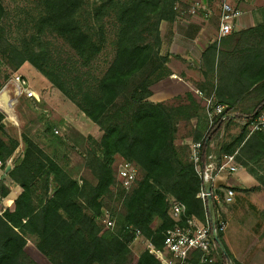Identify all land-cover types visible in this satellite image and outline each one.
I'll return each mask as SVG.
<instances>
[{"label": "trees", "instance_id": "1", "mask_svg": "<svg viewBox=\"0 0 264 264\" xmlns=\"http://www.w3.org/2000/svg\"><path fill=\"white\" fill-rule=\"evenodd\" d=\"M41 3L42 28L63 37L84 64L101 54L104 36L96 40L78 21L83 0H41ZM176 4L177 0H100L94 10L96 18L114 15L118 27L112 62L95 91L81 95L82 112L102 133L96 149L86 156L94 182L73 179L26 137L25 150L17 162L18 143L9 145L1 136L4 116L0 113V161L5 164L12 160L6 179L0 182V195L4 199L0 206V264H161L147 250L140 255L133 252L135 230L160 250L166 232L180 224L169 215L172 201L185 206V217H195L202 223L211 218L207 206L197 198L203 181L188 148L176 145L177 110L188 114L187 121H196L191 143L202 141L201 168L211 154L220 161L222 156L236 153V164L264 187V177L251 168L264 157V137L254 134L247 138L245 121L237 138L215 146L214 151L211 144L223 124L217 120L210 127L204 106L192 100L191 104L176 109L149 101L151 87L168 74V58L160 54V24L176 19ZM4 12L0 2V23ZM236 36L239 45L243 44L244 36ZM263 43L264 37L260 44ZM239 45L232 50L233 54L219 56V95L227 99L217 102L225 103L227 110L236 112L237 120L242 121L264 113V94L255 100L241 94L236 85V64L245 62L238 57ZM256 50L255 59L264 57L260 45ZM0 56V64L10 71L30 62L62 93L68 92L46 71L45 63L51 59V52L22 50L1 37ZM8 78L7 72L0 81L4 84ZM3 84L0 83V88ZM246 99L254 102L249 108L243 107ZM238 108L242 112L236 111ZM118 159L135 164L139 170V179L128 193L118 186L115 171ZM50 178L55 189L49 196ZM213 201L212 211L218 224L217 203ZM102 209L112 212L114 228L100 222ZM217 235L225 248V252L219 251V263L240 264L226 248L223 233L218 231Z\"/></svg>", "mask_w": 264, "mask_h": 264}, {"label": "rangeland", "instance_id": "2", "mask_svg": "<svg viewBox=\"0 0 264 264\" xmlns=\"http://www.w3.org/2000/svg\"><path fill=\"white\" fill-rule=\"evenodd\" d=\"M178 1L179 7L182 6ZM0 2L5 10L0 23V38L6 39L22 50L36 48L51 52V59L45 63L46 71L52 74V79L59 80L68 90L62 93L41 69L30 62H25L14 71L0 64V80L7 72L9 73V78L4 84L0 81L3 84L0 88V113L4 116L1 136L9 145L15 141L18 143L15 149L16 161L25 150L23 139L26 137L34 141L73 179L79 182H94L86 166V156L92 149H96L102 133L82 112L81 95L84 92L95 91L98 81L112 62L118 30L114 15L103 19L96 18L94 10L99 6L100 0H83L84 4L79 9L78 16L80 25L89 30L96 40L102 35L105 40L101 54L89 64H84L63 37L49 28H42L40 17L44 8L41 0H0ZM207 2L220 5L223 0H207ZM211 24L215 25V20H212ZM232 38L233 40L226 43L229 54L239 45L238 37L233 35ZM236 67L238 68L234 78L237 80L236 85L241 90V94H247L249 98L255 100L264 94V57L238 62ZM156 84L152 87L158 90ZM6 85L8 86L6 96L9 100H16L13 107L10 105L5 107L2 102L1 91ZM18 88L28 91L32 89L38 95L37 99L31 101L17 95ZM192 100L197 101L193 95L188 94L183 98L168 101L166 105L179 109L191 104ZM197 102L204 106L201 101ZM242 104L245 105L244 108H249L254 102L251 103L246 99ZM242 110L238 108L236 111L242 112ZM187 117L186 112L178 110L175 112L178 128L177 143L179 146H186L190 154L193 126L192 121H187ZM242 128L241 120L231 122L215 137L213 146L232 142L239 136ZM251 168L259 173V176L264 177V157L252 164ZM116 169L115 165V171ZM49 182L50 196L54 193L55 185L52 178ZM8 186L12 188L14 184ZM31 240L35 242L34 238ZM137 248L136 251L139 252L145 250L142 244Z\"/></svg>", "mask_w": 264, "mask_h": 264}, {"label": "crops", "instance_id": "3", "mask_svg": "<svg viewBox=\"0 0 264 264\" xmlns=\"http://www.w3.org/2000/svg\"><path fill=\"white\" fill-rule=\"evenodd\" d=\"M178 2L182 6L176 5V19L160 24V54L168 58V74L156 84L158 90L151 88L149 101L167 104L188 94L203 105L209 97H214L216 102L227 99L219 95V56L229 54L226 43L235 34L244 36V45L240 44L238 52L240 61L242 58L245 62L253 61L259 45L264 50V43L260 44L264 37V0H223L222 4L229 3L242 15L235 22L233 33L221 40L218 32L222 4H210L207 0ZM212 20H215L213 26ZM195 124L193 119L191 125L195 127ZM176 145L179 146L177 140ZM212 150L215 151L214 146ZM216 188L220 197L218 216L226 223L223 232L226 248L240 264H264V187L246 169L240 168L234 175L222 174ZM226 190L235 192L230 204L224 202ZM139 245L137 242L131 246L136 255L143 252L136 251Z\"/></svg>", "mask_w": 264, "mask_h": 264}, {"label": "built area", "instance_id": "4", "mask_svg": "<svg viewBox=\"0 0 264 264\" xmlns=\"http://www.w3.org/2000/svg\"><path fill=\"white\" fill-rule=\"evenodd\" d=\"M242 15V12L227 2L222 4V14L220 19V28L218 32V39L221 40L230 36L233 33L235 22ZM8 89L6 85L1 94L5 93ZM16 94L24 98L34 101L38 95L35 91L26 89H17ZM3 98V97H2ZM4 105L13 107L16 100L2 99ZM205 111L209 119V126L212 127L217 120L223 124L222 130L230 124V122L237 120V113L228 111L227 106L215 101L214 97H209L205 100ZM248 124L247 138L254 134H261L264 137V113L249 119H243L242 122ZM58 133L57 131L55 132ZM202 141L191 143L190 159L196 165L198 172L203 181V187L197 195V198L207 206V189H211V195L217 205L220 204V197L217 193V180L222 174H236L240 167L235 162V154L224 155L218 161L213 154L207 158L206 165L200 167V150ZM213 147V144H211ZM117 162H119L117 164ZM115 163L117 166L116 177L118 186L122 192L128 193L134 188L139 179V170L133 163L127 162L123 159H118ZM12 168V160H8L5 164L0 161V182L6 179V174ZM8 185V183H6ZM235 192L233 190H226L224 194V202L230 204L233 202ZM3 197L0 195V206L3 202ZM170 217L177 223L175 228L170 229L165 234V239L162 249L158 250L146 240L139 230L134 231V243H140L145 247L144 251H148L151 255L155 256L161 264H220V249L214 241L213 231L217 234L218 231L224 232L226 223L219 218V223L215 225L213 230L211 225V218L206 223H202L195 217H185V206L178 202L172 201L169 211ZM219 215V212H217ZM182 220L184 223L181 224ZM100 222L109 228H114L115 219L112 212L107 209H102ZM132 244V245H133ZM228 264V263H227Z\"/></svg>", "mask_w": 264, "mask_h": 264}, {"label": "water", "instance_id": "5", "mask_svg": "<svg viewBox=\"0 0 264 264\" xmlns=\"http://www.w3.org/2000/svg\"><path fill=\"white\" fill-rule=\"evenodd\" d=\"M3 98H4V101L7 102L8 97L6 96L5 93L3 94ZM207 194H208V196H207V208H208L209 212L211 213V225H212V228L214 230L217 218H216L215 213L212 211L214 201H213V197L211 195V189L210 188L207 189ZM213 236H214V241L216 242L218 248L221 250V252H225V248L223 246V243L221 242L220 238L218 237V235L214 231H213Z\"/></svg>", "mask_w": 264, "mask_h": 264}, {"label": "bare ground", "instance_id": "6", "mask_svg": "<svg viewBox=\"0 0 264 264\" xmlns=\"http://www.w3.org/2000/svg\"><path fill=\"white\" fill-rule=\"evenodd\" d=\"M19 89V88H18Z\"/></svg>", "mask_w": 264, "mask_h": 264}]
</instances>
